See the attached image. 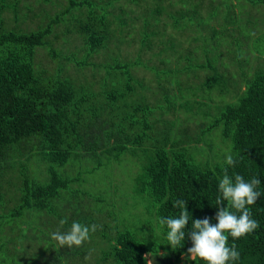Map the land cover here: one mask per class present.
Wrapping results in <instances>:
<instances>
[{
    "label": "trees",
    "instance_id": "1",
    "mask_svg": "<svg viewBox=\"0 0 264 264\" xmlns=\"http://www.w3.org/2000/svg\"><path fill=\"white\" fill-rule=\"evenodd\" d=\"M202 4L64 0L51 14L43 10L32 26L23 23L26 13L17 10L19 0H0V264H148V259L173 264L191 246L186 235L172 249L167 226L159 223L160 217L179 216L176 200L187 201L190 230L195 219L210 217L217 223L216 198L225 168L233 179L235 174L246 181L259 178L257 190L264 194V51L254 55L262 66L244 71L238 80L243 87L234 97L215 104L213 112L212 106L204 107L198 118L187 103L205 101L180 99L177 78L180 71L207 68L210 72L196 85L199 96L215 85L222 91L226 86L218 83L229 77L219 70V57L211 65L191 54H204L196 44L229 32L243 11L255 14L247 24L252 35L264 38V0H209L206 10ZM8 14L16 21L12 26L6 23ZM57 35L61 42L56 49L52 43ZM123 43L132 52L125 58L119 52ZM38 47L51 66L39 65ZM155 58L167 65L186 62L170 71L150 63ZM86 66L90 75L82 80L68 72ZM137 68L150 70L148 81ZM165 74L173 76L162 82ZM179 117L198 119V132L174 127ZM216 126L212 131L217 135L206 137L203 132ZM221 152L231 153L235 165L219 159ZM203 153L207 157L196 158ZM124 154L134 158L124 170L131 174V198L142 203L136 204L145 216L130 210L131 199L129 209L124 208L116 199L119 191L103 190L96 209L80 195L82 165L89 172L121 162ZM40 161L44 169L37 170ZM107 202L110 209H105ZM249 208L259 227L242 238L229 237L228 244L235 243L240 253L235 264H264V195ZM73 221L95 224L96 231L81 246L61 247L50 234L66 232ZM94 245L102 246L95 254ZM187 259L206 264L198 257Z\"/></svg>",
    "mask_w": 264,
    "mask_h": 264
},
{
    "label": "rangeland",
    "instance_id": "2",
    "mask_svg": "<svg viewBox=\"0 0 264 264\" xmlns=\"http://www.w3.org/2000/svg\"><path fill=\"white\" fill-rule=\"evenodd\" d=\"M197 2H201L205 4L204 10L209 9L207 7V2L209 0H196ZM217 1V0H216ZM236 1V0H234ZM64 0H46L45 2H41L39 0H19V13H22L25 11L26 16L23 21V23L29 24V25H35V22H38V20L43 16V10H47L46 12L51 14L53 13L54 10L58 9L62 4ZM202 4V5H203ZM201 4L198 5V13L201 12ZM222 7H219V11H221ZM151 8H149L150 11ZM241 9L244 10V7ZM254 11V8H252ZM218 11V12H219ZM217 12V13H218ZM256 13V11H255ZM242 15L238 17V21L240 23H235L230 29L229 32L224 33L220 32L214 40L213 37H207L205 40L201 41L199 44H196L198 47H200L204 54H201L200 50L198 52L200 54H191L197 62H203L208 61L211 65H213V60L215 58H218L222 61L220 66L218 67L219 70L226 76H228V81L224 80L219 82V85L226 86L223 88L222 91L214 89L213 86L212 88H204L203 91L201 92L200 96L199 93L200 91L196 89V85L198 86L200 81L202 80L203 76L205 74H208L210 72L209 69L207 68H196L194 72L189 71L184 73V71H180L178 73V83L180 87V94H182L179 98L180 99H187L191 100V97H194L196 99H202L205 102H200V101H195V102H189L187 103L190 108H194L193 112L197 113L196 118L199 117V115H203L202 111H204V107H210L212 106L213 108L210 111H215L216 110V105H221L224 101H229L231 100L235 93L242 88V83L241 81H238L241 78V75L244 73V71H247L249 73L253 68L256 66H262V62L259 58L255 57L254 55H257L258 53L261 54L264 51V38L263 36H256L255 34L252 35L251 31V26L247 24L251 19L254 21L256 17L254 16L255 14L252 13H247L243 11L241 13ZM7 25L12 26L16 23L12 19V17L8 14L7 16ZM20 24V23H19ZM229 27V25H228ZM61 42V38L59 35L56 36V38L53 39V46L56 47V49L59 46V43ZM218 44V48H216L213 43ZM190 44H194V42H190ZM133 45V44H132ZM70 46V45H69ZM131 45L130 44H121L119 45V52L120 56L123 55H130L132 52H128L130 49ZM207 49V50H206ZM206 51V52H205ZM186 53V52H185ZM148 51L145 52L144 56H147ZM187 54V53H186ZM189 55V54H188ZM208 55V56H207ZM217 56V57H216ZM124 58L126 56H123ZM171 57V55H170ZM92 60H95L94 58H89ZM37 60L39 65L41 66H51L52 62L48 58V56L45 54V51L41 48H37ZM218 61V60H217ZM186 61L180 60L177 63L174 62H169L168 65L166 63H160L157 58H155L153 61L150 63H156V66L158 67H165L169 66L170 71H175L174 69H178L184 64ZM140 70L141 68H137ZM69 73L72 75H75L74 77L82 80L84 77H88L90 75V69L89 66L86 67H81L79 68L78 72H75L74 68H70L68 70ZM142 73L147 80V74H150V70L148 69H141L138 74ZM163 74V73H161ZM173 75L170 74H165L161 77L163 80L162 82H165L167 79H171ZM97 75L95 76L96 80ZM99 77V76H98ZM148 81V80H147ZM238 81V83H237ZM237 83V84H236ZM94 82V86H95ZM150 87L152 86L153 82H149ZM217 84V85H218ZM238 87H236V85ZM168 85V82H167ZM185 85V88L183 86ZM190 86V90L186 91L185 89H188V86ZM234 86V87H233ZM171 89L174 91H177V88L172 85ZM194 90V94H190L191 91ZM203 95V96H201ZM197 96V97H196ZM206 98V100L204 99ZM195 109L197 111H195ZM178 114L182 115L181 112ZM179 115V116H180ZM210 119V118H208ZM199 125V120L198 119H184L182 117H179L175 122H174V127H179V126H184V129H181V132L185 133H195L198 132L197 126ZM212 127L208 130H205L203 133H206V137H211L217 135V131L214 132L212 129L217 128ZM222 138L223 136L220 135ZM221 138H219V142H221ZM218 137L214 138L212 141H217ZM218 143V142H217ZM213 150V146H212ZM197 159L205 158L207 157L206 154H197L195 155ZM217 156L221 158L226 157V153L222 155L221 153H217ZM134 158L130 154H124L122 156V161L121 162H115L111 163V165H105L104 167H98L95 168L92 171L86 172L84 169V165H82L79 175L81 177V181L78 178V186L83 187V189L80 192V195L83 199V201H87V203L91 204L95 209L100 207L99 204V198L103 192V190H109V192H117L119 191L118 197H116L117 201L118 198H120L121 202L123 203L124 208H128L126 202H129V199L132 200L129 203V207L131 208L130 210H135L139 214H142L143 216L146 215V212H144L143 207L141 206V202H137L138 199H132L131 194L129 191V186L131 185V177L128 172L129 170H124V167L127 169V165L131 164V161ZM41 164L37 165L36 168L37 170L41 169L42 167L44 169V162L40 161ZM89 164V163H88ZM33 166V165H31ZM134 166V165H133ZM74 170H71L73 172ZM117 176L114 178L111 182L110 179L113 178V176ZM125 177V179H124ZM110 188V189H109ZM112 188H115L114 190ZM65 195V192H63ZM130 197V198H129ZM72 201L74 203L77 202L76 196H73ZM135 200V202L133 201ZM136 203H140L141 205H138ZM109 202L106 203L105 209H110ZM129 209V208H128ZM94 209H91L93 211ZM18 245V244H17ZM102 246H96L94 245L92 247V252L95 254L99 250H101ZM189 255L182 254L180 255V259L173 263V264H190L188 261Z\"/></svg>",
    "mask_w": 264,
    "mask_h": 264
},
{
    "label": "clouds",
    "instance_id": "3",
    "mask_svg": "<svg viewBox=\"0 0 264 264\" xmlns=\"http://www.w3.org/2000/svg\"><path fill=\"white\" fill-rule=\"evenodd\" d=\"M225 163L234 166L236 161L231 153L226 154ZM261 180L257 177L246 181L240 174L230 177L227 168L224 169L219 180L218 190L220 195L216 198L215 213L217 223H211L210 217L192 220L191 229H187L191 214L187 210V201L178 199L173 207L180 209L179 216L160 217L159 223L167 226V240L172 249H175L185 241L186 235L191 241L187 248V255L198 257L206 264H235L240 259L235 243L228 244V238L233 240L251 234L259 227V222L252 217L249 206L257 203L262 194L258 191ZM225 201L228 206H225ZM235 209V211H232ZM66 220H61L64 225ZM95 224L87 226L78 221H73L66 232L59 229L52 232L51 239L57 241L61 247L65 245L81 246L90 239V232H95ZM144 259H148L145 254ZM148 264H152L148 259Z\"/></svg>",
    "mask_w": 264,
    "mask_h": 264
}]
</instances>
